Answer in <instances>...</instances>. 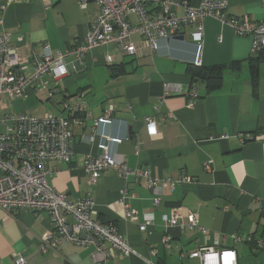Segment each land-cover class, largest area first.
Masks as SVG:
<instances>
[{"label": "crops", "instance_id": "0c3cea01", "mask_svg": "<svg viewBox=\"0 0 264 264\" xmlns=\"http://www.w3.org/2000/svg\"><path fill=\"white\" fill-rule=\"evenodd\" d=\"M226 1L230 17L264 20V0ZM201 2L190 0L192 6ZM2 7L0 33L10 34L26 76L33 72L35 52H42L45 44L56 52L84 43L100 15L95 2L82 9L78 0H0ZM177 13L181 15L183 9ZM130 19L138 23L136 15ZM199 23L204 29L200 66L239 62L236 68L224 70L215 89L190 71L198 66L193 34ZM176 36L183 39H160L153 49L136 33L131 38L138 48L135 55H124L117 45L106 44L81 57L68 56L66 76L57 81L47 76L49 85L58 86L59 92H34L59 111L63 96L81 108L72 116L75 158L70 163H50L55 170L50 186L72 200L93 198L97 217L114 223L133 252L98 261L92 256L93 246L68 241L42 252L41 239L54 228L50 213L8 212L0 207V264H17L18 254L25 264H195L198 259L189 255L205 246L234 248L238 264H264V247L256 248L255 241L248 240L264 238V61L254 79L248 61L255 54L252 36L239 35L213 17L183 25ZM108 54L113 56L112 63L106 61ZM192 86L198 99L189 108ZM32 92L20 98H29ZM110 105L114 106L112 121L96 124ZM147 117L156 121L155 135L145 123ZM247 133L254 138L241 143L239 134ZM104 144L111 154L122 156L129 168H146L163 179H189L175 188L164 187L158 205L153 191L133 176L124 179L109 170L92 183L82 159L101 155ZM124 204L138 211L135 220L125 218ZM174 208L183 220L196 213L206 234L187 227L166 228L163 216L171 215ZM147 213L153 214L154 221L142 231L140 224ZM164 236L171 237L169 243L163 242Z\"/></svg>", "mask_w": 264, "mask_h": 264}, {"label": "built area", "instance_id": "2783aa9c", "mask_svg": "<svg viewBox=\"0 0 264 264\" xmlns=\"http://www.w3.org/2000/svg\"><path fill=\"white\" fill-rule=\"evenodd\" d=\"M15 0H8V3ZM82 9L90 2H95L100 15L86 35L85 42L71 45L64 50L53 52L48 44L42 52L33 54V72L26 76L24 66L16 46L11 44L10 34L0 33V101L14 100L24 97L31 90L38 92L49 90L50 95L59 92L58 86L51 87L47 80L50 75L55 81L68 74L65 59L68 56L81 57L90 50L106 45L115 44L124 55H135L138 52L136 44L131 40L132 35L142 34L149 45L156 49L160 39H168L180 34L183 25H190L213 17L232 26L239 35L252 36V51L257 53L264 49V20L255 21L249 17L237 20L230 17L226 0H202L199 6H192L190 0H78ZM5 7L0 9L1 13ZM182 8L183 13H177ZM136 15L138 23L131 22V16ZM204 29L199 23L193 38L196 41L197 53L194 63L201 65ZM108 63L113 62V56H106ZM198 92L192 86L188 93V107L194 108ZM60 113H48L43 117H33L26 113H14L0 109V207L8 212L30 210L34 212L47 211L50 213L54 228L47 231L42 239L40 250H56L62 241H68L79 246H93L92 256L98 261H107L124 253L131 254L132 248L120 234L114 223L103 222L97 217L96 203L91 197L72 200L67 194L61 193L50 186L48 180L55 173L50 167L52 161L70 163L74 160L75 136L72 117L80 111V106L71 104L66 96L61 99ZM114 106L110 105L105 114L95 120L96 124L112 121ZM171 115V114H170ZM169 117H172L169 116ZM151 134L155 135L156 121L145 118ZM241 143L252 140V133L239 134ZM109 141L120 143L122 139L108 138ZM103 152L98 156H86L82 166L90 175L91 182L96 183L106 171L115 170L127 179L133 176L137 182L144 181L154 193V204L158 205L162 189L187 181L188 176L179 179L154 177L149 169L129 168L122 156L111 154L108 145H103ZM206 168L209 169V164ZM126 191H122L125 194ZM125 206V218L135 220L138 211L128 204ZM152 213L145 214L140 229L146 231L153 224ZM166 228L185 227L206 234L207 230L199 224L196 213L190 212L183 220L177 208L171 215L163 216ZM171 237L164 236L163 242L169 243ZM239 240V238H238ZM255 241L256 248L264 247V238ZM156 254V251L152 252ZM198 259L195 264H238V254L234 248L205 246L189 255ZM23 255L18 254L17 264H25ZM155 264V263H153Z\"/></svg>", "mask_w": 264, "mask_h": 264}, {"label": "trees", "instance_id": "16d2710c", "mask_svg": "<svg viewBox=\"0 0 264 264\" xmlns=\"http://www.w3.org/2000/svg\"><path fill=\"white\" fill-rule=\"evenodd\" d=\"M249 66L252 71L254 79L257 76L259 64L264 61V49H261L249 58ZM239 62H232L230 66L223 64H216L212 66H193L190 68L193 77L200 78L206 81L209 89H215L221 84L224 70L227 67L236 68ZM72 117V115H71Z\"/></svg>", "mask_w": 264, "mask_h": 264}, {"label": "rangeland", "instance_id": "374dc122", "mask_svg": "<svg viewBox=\"0 0 264 264\" xmlns=\"http://www.w3.org/2000/svg\"><path fill=\"white\" fill-rule=\"evenodd\" d=\"M31 94L32 95H30L29 98H20L14 101H10V100H5L4 102L0 101V106L5 111H11L14 113L26 112L37 117L41 116L45 112L60 113L59 110L55 109L54 103L42 102L39 100V98L36 96L34 92H32ZM0 112L2 113L3 110L0 109Z\"/></svg>", "mask_w": 264, "mask_h": 264}, {"label": "water", "instance_id": "95a60500", "mask_svg": "<svg viewBox=\"0 0 264 264\" xmlns=\"http://www.w3.org/2000/svg\"><path fill=\"white\" fill-rule=\"evenodd\" d=\"M171 39H174V40H182L183 38L180 37V36H174V37L169 38L168 40L170 41Z\"/></svg>", "mask_w": 264, "mask_h": 264}]
</instances>
